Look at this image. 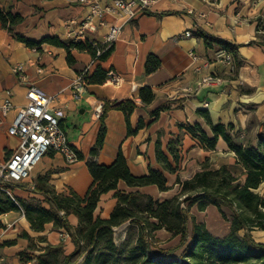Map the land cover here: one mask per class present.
Returning <instances> with one entry per match:
<instances>
[{
    "label": "crops",
    "instance_id": "obj_1",
    "mask_svg": "<svg viewBox=\"0 0 264 264\" xmlns=\"http://www.w3.org/2000/svg\"><path fill=\"white\" fill-rule=\"evenodd\" d=\"M0 8L18 13L22 18L14 26V32L35 41L44 36H56L66 41L64 21L75 18L81 22L89 10L87 5L77 0H0ZM262 13L264 0H160L146 12H138L132 18L111 12L95 15L84 31L87 38L103 42L111 26L119 27L113 50L104 65L111 67V72L120 77V82L114 84L106 80L88 83L80 97L73 95L71 84L77 73L90 66L92 57L88 51L71 48L73 61L69 63L64 47L42 43L37 48H31L0 23V104L9 90L15 106L4 115L0 112V160L18 146V138L9 135L7 127L16 107L27 103L29 84L56 96L52 106L58 111L59 124L78 154L77 161L69 164L56 152L45 153L31 169L28 179L13 181L15 186L9 192L22 199L41 198L40 194L32 192L30 185L39 175H46V184L57 193H68L72 189L78 195H83L91 182L86 163L101 123L94 110L99 104L103 107L105 101L131 99L135 103L128 118V124L135 132L127 133V120L122 110L109 109L104 118V142L93 160L108 165L121 152L134 175L147 174L150 168L163 171L155 155V140L158 137L161 150L175 165L166 150V143L172 134L180 132L179 124L197 122L210 133L208 125L197 113L199 108L206 109L214 123H231L232 131L239 133L238 140L253 142L247 134L255 132L256 137L259 125L264 122ZM185 30H191L192 35L176 37ZM199 31L238 45L236 55H233V72L214 59L213 49L219 45L213 42L206 44ZM191 52L195 58H192ZM149 53L159 55L160 65L147 74L144 62ZM16 63H23L25 80H20L12 72L11 67ZM206 74L218 76L219 81L203 83L202 78ZM143 85L150 86L155 93L154 100L149 104H143L137 94L138 88ZM161 105L166 108L160 110L155 118L153 111ZM139 120H142L143 126L137 128ZM180 148L179 168L189 158L202 161L208 157L211 169L224 166L233 175L244 179L243 166L237 162L235 153L222 138H219L214 150L207 151L198 144L197 139L184 132ZM164 175L169 187L166 190H159L156 185L128 186L122 180L117 182V189L149 195L154 199L180 195L176 173L164 171ZM262 185L264 181L256 189L259 194ZM115 203L113 191H108L101 196L96 214L107 217ZM210 207L217 209L214 205H208L204 210H198L193 205L189 214L196 221L203 222L211 234L226 235L230 229L227 218V229L223 233L209 230L206 221L199 218ZM67 218L72 226H76L75 215L69 214ZM5 220L12 225L6 227ZM128 225V222H124L113 228H124L121 240ZM158 231L172 235L165 229ZM250 235L255 241L264 243V230L252 229ZM28 238L39 247L46 242L60 245L62 240L60 231L53 228L51 222L45 223L43 230L35 231L20 211L0 214V264H24L30 261L19 258ZM68 239L70 237L65 240ZM72 250L69 247L65 252ZM37 253L38 250H33V254Z\"/></svg>",
    "mask_w": 264,
    "mask_h": 264
},
{
    "label": "trees",
    "instance_id": "obj_2",
    "mask_svg": "<svg viewBox=\"0 0 264 264\" xmlns=\"http://www.w3.org/2000/svg\"><path fill=\"white\" fill-rule=\"evenodd\" d=\"M21 18L18 13L0 8L1 26L27 46L37 48L42 43H50L64 47L69 63L73 61L71 48L86 50L92 57L90 66L84 72L87 84L102 83L110 78L111 67L104 64L113 50V43L89 38L62 41L56 36L30 40L13 30ZM199 34L206 44L216 43L236 55L238 45L202 31ZM159 65V55L149 53L144 62L145 73L155 71ZM137 94L143 104H149L155 98L154 91L148 85L140 86ZM134 107L131 99L104 102L96 141L86 163L91 182L83 195H78L72 189L68 193H57L46 184L47 176L39 175L32 192L40 194L41 198L22 199L9 192L15 186L13 181H0V214L20 211L35 231L43 230L44 224L51 222L53 228L65 229L74 245L73 250L66 253L60 245L46 242L37 249V254L28 255L27 260L34 259L36 264H264V243L255 241L250 235L252 229L264 230V194L256 192L264 181V122L259 125L255 143L241 141L238 140V131H232L231 123H214L208 111L199 108L197 113L208 125L210 133L197 122L179 124L180 132L172 134L166 143V150L175 165L161 150L158 137L155 140V155L163 171L150 168L147 174L134 175L121 152L108 165L93 160L104 142L107 111L122 110L127 120V133L132 134L135 131L131 130L128 118ZM164 108L165 105H161L153 111L155 118ZM141 126L143 122L139 120L137 128ZM184 132L197 139L198 144L207 151L214 150L219 138H222L235 153L237 162L243 166L244 179L233 175L224 166L211 169L208 157L202 161L189 158L179 168ZM164 171L176 173L180 195L154 199L149 195L117 189V182L122 180L128 186L156 185L159 190H166L169 187ZM111 190L116 203L107 217H101L96 214L98 202L103 194ZM193 205L198 210H204L208 205L216 206L230 221L229 232L224 236L211 234L203 222L196 221L189 214ZM224 208L229 210V214L225 213ZM69 214L77 217L76 226L69 223ZM124 222L129 225L124 239L117 244L113 228ZM160 229L178 236L179 243L172 248L157 249L151 238Z\"/></svg>",
    "mask_w": 264,
    "mask_h": 264
},
{
    "label": "built area",
    "instance_id": "obj_3",
    "mask_svg": "<svg viewBox=\"0 0 264 264\" xmlns=\"http://www.w3.org/2000/svg\"><path fill=\"white\" fill-rule=\"evenodd\" d=\"M158 1L160 0H77L78 3L87 5L89 10L81 22H78L75 18H68L64 21L65 39L66 41L86 39L84 31L89 27L95 15L102 16L105 12H111L132 18L138 12H146ZM201 15L203 14L201 13ZM260 27L264 31V13L260 17ZM118 32V26H111L103 42L113 43ZM191 35V30H185L176 37H189ZM190 54L192 58H195L192 52ZM213 57L215 60L222 62L230 72L235 70L234 56L225 48L220 46L214 48ZM11 70L20 80H25L23 63L14 64ZM85 70L86 68L77 73L72 81L71 88L75 97H80L87 85L84 78ZM110 74L111 76L107 80L118 84L120 77L113 72H110ZM213 81H219L218 76L206 74L202 78L203 83ZM26 98L27 103L16 107L14 117L7 127V133L16 136L19 143L7 157L0 160V181L21 182L28 179L31 169L49 151L60 154L65 162L69 164L78 159L77 150L69 142L66 132L59 124L58 111L52 106L56 96L45 93L34 84H29ZM14 107L11 92L7 90L6 96L0 104V112L4 115ZM101 113L102 105L99 104L95 107L94 114L100 118ZM33 186L32 183L30 187ZM4 224L6 227L12 225L7 220L4 221ZM59 231L62 240L69 237V233L65 229ZM30 261L24 264H36L34 260H32V263Z\"/></svg>",
    "mask_w": 264,
    "mask_h": 264
},
{
    "label": "rangeland",
    "instance_id": "obj_4",
    "mask_svg": "<svg viewBox=\"0 0 264 264\" xmlns=\"http://www.w3.org/2000/svg\"><path fill=\"white\" fill-rule=\"evenodd\" d=\"M255 132H250L247 134V137L249 140L256 142L255 140ZM260 194H264V185L261 186V189L259 190ZM225 213L229 214V210L224 208ZM199 218L206 221L207 226L209 227V230L223 233L227 229V222L226 218L218 212L216 208L210 207L206 212L201 213ZM190 224V222H189ZM115 233L113 234V237L115 238L116 243H120L122 240V232L124 231V228L119 227L118 229L114 230ZM152 244L157 248H172L175 245L179 243V237L170 235L164 231H156L152 238H151ZM60 246L64 251H68L69 247L72 249L74 248V245L72 246L71 239L68 240H60L59 242ZM39 246H35V243L31 239H27L26 247L24 248V253L19 254V258L22 260H27L28 255H33V250H37ZM30 250V251H28ZM77 260H80V257H77Z\"/></svg>",
    "mask_w": 264,
    "mask_h": 264
}]
</instances>
